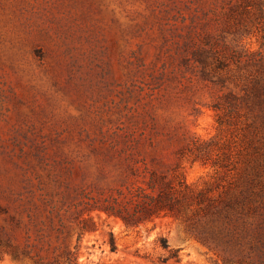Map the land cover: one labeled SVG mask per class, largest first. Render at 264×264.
<instances>
[{"label":"rangeland","instance_id":"rangeland-1","mask_svg":"<svg viewBox=\"0 0 264 264\" xmlns=\"http://www.w3.org/2000/svg\"><path fill=\"white\" fill-rule=\"evenodd\" d=\"M123 150L228 206L108 217L89 198L121 181ZM261 254L264 0H0V264Z\"/></svg>","mask_w":264,"mask_h":264},{"label":"trees","instance_id":"trees-1","mask_svg":"<svg viewBox=\"0 0 264 264\" xmlns=\"http://www.w3.org/2000/svg\"><path fill=\"white\" fill-rule=\"evenodd\" d=\"M217 55L220 61L226 59L224 52ZM196 60L202 64L205 62L201 57ZM117 144V141L112 142L114 147ZM118 160L123 170L121 181L115 187L90 197L88 204L108 217L120 218L127 227L163 216H186L189 211L202 213V218H215L229 204L218 202L211 196L210 187L197 188L188 183L184 175L176 170L167 174L151 169L144 158L135 156L131 151L127 153L123 150L118 154ZM111 249H115L114 241H111ZM172 256L176 257L175 254ZM67 260H70L69 257ZM255 264H264V254L258 256Z\"/></svg>","mask_w":264,"mask_h":264}]
</instances>
